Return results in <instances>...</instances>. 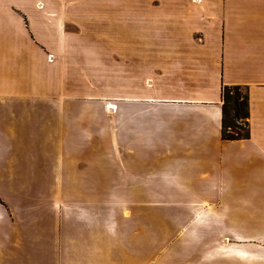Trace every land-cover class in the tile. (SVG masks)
<instances>
[{
    "label": "crops",
    "instance_id": "obj_1",
    "mask_svg": "<svg viewBox=\"0 0 264 264\" xmlns=\"http://www.w3.org/2000/svg\"><path fill=\"white\" fill-rule=\"evenodd\" d=\"M84 32L120 35L84 43ZM228 58L244 80L220 73ZM227 84L248 90V138H222ZM29 141L32 158L14 148ZM10 172L40 177L0 186L14 213L0 206V264H143L195 208L214 210L207 238L246 239L244 259L264 263V0H0V175Z\"/></svg>",
    "mask_w": 264,
    "mask_h": 264
},
{
    "label": "rangeland",
    "instance_id": "obj_2",
    "mask_svg": "<svg viewBox=\"0 0 264 264\" xmlns=\"http://www.w3.org/2000/svg\"><path fill=\"white\" fill-rule=\"evenodd\" d=\"M119 33L118 32H103V33H82L81 34V38L84 43H86V41H91L92 39H96V38H100L103 39V36L105 38H109V36L111 37V41H113V45L115 44L114 41L116 43H118V37H119ZM79 39V36H78ZM230 42V41H229ZM228 45L229 43H227V47H226V51H227V55H229V51L230 48L228 49ZM139 53L142 50V55H147L148 53H152L153 55H162V54H173V55H186V50L184 51V48H171V47H167V48H149V47H137L135 48ZM135 49L129 48L128 51L129 52H134ZM111 51L114 53L116 52V56L118 53L117 49H111ZM230 57H232L230 55ZM230 58H228V61H226V63L221 64L220 66V73L222 71H224V75L226 78H228L231 74L232 71H230V66L231 68H233V72H234V68L237 69V75L234 76L233 78L235 80L238 81H242L245 78V73L242 72V61H234V63H231V61H229ZM241 60V58H239ZM210 63L213 61V58L209 60ZM215 62V61H214ZM229 65V67H228ZM232 75V74H231ZM232 77V76H231ZM225 78V79H226ZM173 83H176L174 81H172ZM228 85V84H227ZM238 85V84H235ZM175 96H180L178 94H174ZM172 96V95H169ZM186 97V95H184ZM114 107V106H113ZM116 108V107H115ZM241 127V125H240ZM244 127V126H243ZM243 130V129H242ZM236 131V130H234ZM244 131V130H243ZM28 130H25V133H27ZM240 139H244L240 138ZM14 148L17 149V151H19L22 155L25 156H30L31 158L34 156L35 152H39L40 147L39 144H35V143H31V141H29V143H25L24 145H20V144H16L14 143ZM17 155V154H16ZM25 165L28 167H38L39 166V161H35L34 159H25ZM100 161L96 160V166H99ZM11 170H7V172H9ZM33 171V170H31ZM29 173V172H28ZM33 175H26V173H22V174H12L10 173H6V174H1L0 175V186H4V187H11L13 189H17V190H21L22 189V185H24L26 182H28L29 180L35 179V178H39V175H34L33 172H30ZM6 185V186H5ZM11 185V186H10ZM43 195L46 194H51V193H46V192H42ZM157 197V196H155ZM154 197V198H155ZM0 206H2V208L4 209V211L8 210V214H10L11 216H14V213H11L10 208L8 206L7 201L4 198V195H2V193L0 192ZM214 210L212 208H206V209H201V208H195L192 209V211L190 212V217H191V221L189 224H186V226L181 227V230L179 231V233L177 234L176 239L177 240H173V243L169 244L168 246H164L162 248H160L159 250L156 248H151L149 247L148 249H144V255H143V259L144 262L143 264H166V259L168 257H170V255L173 253L175 254L173 256V264H184V256L181 255V253H185L187 251L185 260L189 259V261H187V263L185 264H220L219 262L224 261L225 260H229V259H233L238 257L239 261H243L245 260L244 258L246 257V246L247 245H243L246 244V239L244 240H235V239H231V238H227V237H220L218 236V238H212L211 236L209 238H207V235L212 232L213 227H214V219L212 217L214 216ZM143 213H145V210H143ZM7 214V213H5ZM242 219V217H240L239 215H235V219ZM206 227V230L208 228V233L205 235H202V237L200 238H194L197 234L199 237V233L200 231ZM211 229V230H210ZM194 234V236L191 238V235ZM203 234H204V230H203ZM206 236V237H205ZM184 237H186V248L182 247L183 245L178 246L180 243H183ZM205 237V238H204ZM256 238V237H255ZM206 242V243H205ZM256 242H259V244H255V258H258V254L260 256H262V247L264 245V238H260V239H256ZM262 245H261V244ZM176 244V246H174ZM172 246V247H171ZM189 248V249H188ZM176 249V250H175ZM206 253V254H204ZM264 256V255H263ZM172 259V258H171ZM222 264V263H221ZM223 264H228L227 263H223ZM242 264H264V263H259L258 260H254V261H250L249 262L247 260H245V262H242Z\"/></svg>",
    "mask_w": 264,
    "mask_h": 264
},
{
    "label": "trees",
    "instance_id": "obj_3",
    "mask_svg": "<svg viewBox=\"0 0 264 264\" xmlns=\"http://www.w3.org/2000/svg\"><path fill=\"white\" fill-rule=\"evenodd\" d=\"M222 102V138L225 140L248 138L250 108L247 88L242 85H223Z\"/></svg>",
    "mask_w": 264,
    "mask_h": 264
}]
</instances>
